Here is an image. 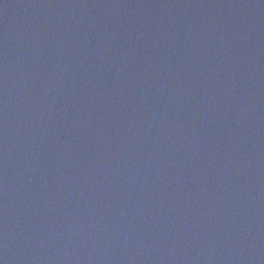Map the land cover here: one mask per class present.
<instances>
[{
  "label": "water",
  "instance_id": "obj_1",
  "mask_svg": "<svg viewBox=\"0 0 264 264\" xmlns=\"http://www.w3.org/2000/svg\"><path fill=\"white\" fill-rule=\"evenodd\" d=\"M0 264H264V0H0Z\"/></svg>",
  "mask_w": 264,
  "mask_h": 264
}]
</instances>
